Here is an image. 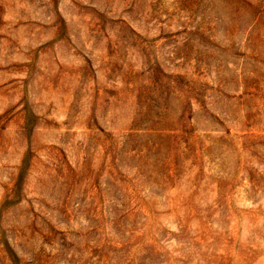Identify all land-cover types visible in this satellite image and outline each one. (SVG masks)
Masks as SVG:
<instances>
[{
  "label": "rangeland",
  "instance_id": "rangeland-1",
  "mask_svg": "<svg viewBox=\"0 0 264 264\" xmlns=\"http://www.w3.org/2000/svg\"><path fill=\"white\" fill-rule=\"evenodd\" d=\"M0 264H264V0H0Z\"/></svg>",
  "mask_w": 264,
  "mask_h": 264
}]
</instances>
